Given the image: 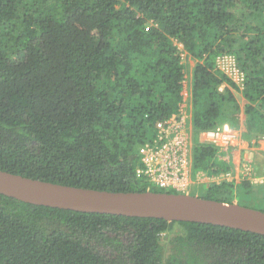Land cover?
I'll list each match as a JSON object with an SVG mask.
<instances>
[{"label":"trees","instance_id":"obj_1","mask_svg":"<svg viewBox=\"0 0 264 264\" xmlns=\"http://www.w3.org/2000/svg\"><path fill=\"white\" fill-rule=\"evenodd\" d=\"M224 53L246 74L241 92L217 68ZM189 58L193 169L215 175L230 165L200 141L204 131L239 129L243 110V134L264 136V0H0V169L101 190L177 193L137 169L139 147L179 110ZM207 186L208 199L255 194L248 180ZM0 264H264V235L0 193Z\"/></svg>","mask_w":264,"mask_h":264},{"label":"built area","instance_id":"obj_2","mask_svg":"<svg viewBox=\"0 0 264 264\" xmlns=\"http://www.w3.org/2000/svg\"><path fill=\"white\" fill-rule=\"evenodd\" d=\"M216 63L217 68L235 84L237 89L243 91L246 74L239 66L236 55L220 54ZM190 81V76L186 75L179 110L158 121L154 137L139 147L141 165L137 169V174L145 176L151 185L186 194H189V189L195 182L207 185L223 182L238 184L248 180L252 184H264V167L261 175L255 174L256 166L251 162L249 155L243 153L245 147L240 144V129L229 123L208 129L200 136L202 143L217 148L216 158L220 163L230 165L229 169L215 175L193 169L194 138ZM258 143L264 147V138ZM217 168L218 165L213 166V169Z\"/></svg>","mask_w":264,"mask_h":264},{"label":"water","instance_id":"obj_3","mask_svg":"<svg viewBox=\"0 0 264 264\" xmlns=\"http://www.w3.org/2000/svg\"><path fill=\"white\" fill-rule=\"evenodd\" d=\"M0 193L68 210L211 223L264 235V210L180 192L101 190L0 169Z\"/></svg>","mask_w":264,"mask_h":264},{"label":"rangeland","instance_id":"obj_4","mask_svg":"<svg viewBox=\"0 0 264 264\" xmlns=\"http://www.w3.org/2000/svg\"><path fill=\"white\" fill-rule=\"evenodd\" d=\"M187 61H189L187 67V73L189 76H191V68L194 62L193 63L190 62L189 59ZM263 138L264 136H259L258 138H254V136L246 137L244 134L241 133L240 144L242 145L243 139L248 140L246 144L247 148L246 147L244 148L243 153L244 154L247 153L251 159V162L256 166L255 174H261L264 167V151L258 150L260 149V147H262L261 144L258 143V141ZM253 187H254L253 192L255 194L247 193L246 191L239 189L234 195V197H232L233 202L255 209H260V210L264 209V194L261 193V186L260 184H253ZM207 190H208V186L206 183L195 182L194 184L191 185L189 189V194L203 196L207 193ZM124 238L126 240H129V238L126 236H124ZM100 245L101 246L99 249H101L102 252L113 254L112 249L110 247L103 246L102 244Z\"/></svg>","mask_w":264,"mask_h":264},{"label":"crops","instance_id":"obj_5","mask_svg":"<svg viewBox=\"0 0 264 264\" xmlns=\"http://www.w3.org/2000/svg\"><path fill=\"white\" fill-rule=\"evenodd\" d=\"M189 60L192 63L194 62V60H192L191 58H189ZM237 117H238V122H239V125H240V127H239L240 128V131L243 134V133H245V131H247L246 115H245L244 111L242 110L239 114H237ZM247 142H248V140L243 139V143H242L241 146L246 147ZM260 150H263L264 151V147H260ZM262 173H263V171H262ZM261 174H257V175H261Z\"/></svg>","mask_w":264,"mask_h":264}]
</instances>
